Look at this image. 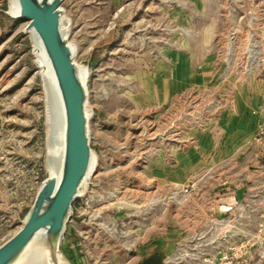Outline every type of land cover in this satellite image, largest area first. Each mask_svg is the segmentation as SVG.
<instances>
[{
    "label": "rangeland",
    "instance_id": "rangeland-1",
    "mask_svg": "<svg viewBox=\"0 0 264 264\" xmlns=\"http://www.w3.org/2000/svg\"><path fill=\"white\" fill-rule=\"evenodd\" d=\"M10 1L0 0V244L50 173L42 80L26 21L11 15ZM60 7L74 59L87 70L96 166L59 250L74 264H137L156 248L166 254L162 264H205L195 244L215 180L205 178L202 154L184 155L203 134L216 138L220 111L264 76V0H61ZM262 118L255 138L264 141ZM259 196L241 201L251 264H264Z\"/></svg>",
    "mask_w": 264,
    "mask_h": 264
},
{
    "label": "water",
    "instance_id": "water-1",
    "mask_svg": "<svg viewBox=\"0 0 264 264\" xmlns=\"http://www.w3.org/2000/svg\"><path fill=\"white\" fill-rule=\"evenodd\" d=\"M16 18L26 21L31 41L38 42L57 94L62 114L63 150L57 172L41 181L34 199L13 235L0 244V264H18L34 250H43L52 261L60 255L63 264L70 260L59 250L66 220L73 202L87 183L88 168L94 151L89 145L88 93L82 68L74 59L75 46L67 39L61 0H16ZM65 30V31H64ZM165 252L156 248L137 264H162Z\"/></svg>",
    "mask_w": 264,
    "mask_h": 264
},
{
    "label": "crops",
    "instance_id": "crops-1",
    "mask_svg": "<svg viewBox=\"0 0 264 264\" xmlns=\"http://www.w3.org/2000/svg\"><path fill=\"white\" fill-rule=\"evenodd\" d=\"M231 106L220 111L215 131L218 136L203 134L200 143L194 145V152L188 150L184 155L202 154L207 159L204 176L215 180L206 189L210 196L207 209L218 216L216 209L221 205L233 206L254 192L260 193L255 206L264 211V141L255 138L256 122L264 115V76L240 88L233 95ZM182 162L186 164L187 160L182 158ZM71 263L74 264L72 260Z\"/></svg>",
    "mask_w": 264,
    "mask_h": 264
},
{
    "label": "built area",
    "instance_id": "built-area-1",
    "mask_svg": "<svg viewBox=\"0 0 264 264\" xmlns=\"http://www.w3.org/2000/svg\"><path fill=\"white\" fill-rule=\"evenodd\" d=\"M257 138L264 140V118L259 122ZM41 180L33 192L29 205L34 199L33 197L42 182ZM242 203L240 201L233 206L221 205L220 208L226 210L227 213L219 216L210 213L203 229L196 236L195 246L202 263L251 264L248 260L249 250L245 240V214L242 211L244 207ZM235 210H237V213H235ZM21 222L22 219H20ZM263 224L264 219L260 221L259 227ZM261 228L259 231H261ZM263 240L264 234L260 237V243Z\"/></svg>",
    "mask_w": 264,
    "mask_h": 264
},
{
    "label": "bare ground",
    "instance_id": "bare-ground-1",
    "mask_svg": "<svg viewBox=\"0 0 264 264\" xmlns=\"http://www.w3.org/2000/svg\"><path fill=\"white\" fill-rule=\"evenodd\" d=\"M11 15L14 17L18 16L19 8L17 7L16 0H11ZM65 31V30H64ZM31 38L32 31H27ZM33 42V54L37 63L38 74L42 80V94L45 105V126H46V146H47V154H46V163L47 168L50 173L57 172L60 157L62 154L63 146V128H62V114L59 108L58 97L54 92V87L52 83V79L49 76L47 69H43V65L45 63V59H43L42 53L39 49L38 42L35 40ZM87 70L86 68L80 69V74L82 76L83 81L87 79ZM96 162L94 155L91 156L90 165L88 168L87 176H89L95 169ZM86 183L82 186H85ZM26 257L23 258L25 261ZM28 260L25 264H61L62 259L60 255L57 256L56 261H52L49 256H47L43 250H34L33 253L28 257ZM24 264V263H23Z\"/></svg>",
    "mask_w": 264,
    "mask_h": 264
}]
</instances>
